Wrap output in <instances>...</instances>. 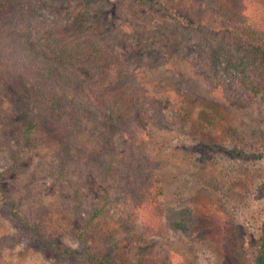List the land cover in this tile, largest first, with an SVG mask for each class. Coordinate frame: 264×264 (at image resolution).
<instances>
[{"label": "rangeland", "instance_id": "obj_1", "mask_svg": "<svg viewBox=\"0 0 264 264\" xmlns=\"http://www.w3.org/2000/svg\"><path fill=\"white\" fill-rule=\"evenodd\" d=\"M19 10L18 15L0 14V28L32 24L48 37H85L113 45L122 55L118 70L131 74L130 79L142 82L149 92L145 124L136 135L151 160L153 184L165 215L157 236L146 235L137 222L130 223L133 234L150 249L140 263L257 264L259 242L264 241V84L258 93L238 84H220L188 60L195 46L193 28L203 25L211 34L219 21L189 9L184 0H20ZM230 40L241 47L234 37ZM238 61L234 57L231 64ZM222 66L231 74L240 72L226 61ZM167 88L181 97L187 112L195 104L219 110L221 132L211 136L190 119L175 115L166 106ZM11 100L0 92V192L5 197L0 201V244L22 234L12 202L36 228L33 234L23 233L14 248L2 249L0 264H80L67 255L61 261L52 258L40 238L77 257L97 249V238L110 232L118 240L112 256L121 264H132V242L123 228L129 223L128 207L119 203L108 208L98 230H88L82 243L73 235L81 227L79 205L53 173L67 145L69 173L80 186L82 209L106 196L127 200L115 187L106 194V182L97 169L114 156L111 182L123 179L119 161L126 140L118 127L95 128L86 122L69 138L61 122L40 125L36 146L20 148V159L10 169L8 154L20 139ZM32 117L34 121L39 117L37 104Z\"/></svg>", "mask_w": 264, "mask_h": 264}, {"label": "trees", "instance_id": "obj_2", "mask_svg": "<svg viewBox=\"0 0 264 264\" xmlns=\"http://www.w3.org/2000/svg\"><path fill=\"white\" fill-rule=\"evenodd\" d=\"M184 2L189 9L210 14L219 21L218 28L211 34L203 25L193 28L191 38L195 39V46L188 56L191 65L204 73L209 71L220 84H238L244 90L258 93L264 84V0ZM19 3L20 0H0V14L18 15ZM130 14H134L132 10ZM13 26L0 28V92L11 96L20 136L16 147L8 154L12 164L10 169L15 168L20 159V148L36 146L35 131L40 125L52 127L61 122L69 138L80 133L86 122L95 128L118 127L126 140L124 158L119 161L123 179L111 182L117 162L114 156L99 163L97 169L106 182V194L115 187L126 195L127 200L118 197L109 200L106 196L98 204L82 209L80 186L72 182L69 173L67 145L59 153L53 173L56 182L79 205L76 211L82 216L81 227L74 230L73 235L82 243H86L88 230H98L108 208L119 203L128 207L129 223L123 228L132 242L129 259L132 264H141L150 249L133 234L131 224L137 222L146 235L157 236L162 231V216L165 215L153 184L151 160L138 144L136 135L145 124L149 92L142 82L131 80V74L118 70L123 66L122 55L113 45L106 46L85 37H48L36 31L32 24L26 28ZM224 36L227 43L222 41ZM231 37L238 40L241 47L235 46ZM232 57L239 61L231 64ZM224 61L233 70L240 71L238 75L223 68ZM165 94L166 106L175 115L190 119L211 136L221 132V112L214 106L195 104L187 112L183 100L172 88H167ZM36 104L39 117L34 121L32 113ZM227 153L237 155L234 151ZM0 195V201L5 199L1 192ZM11 209L19 220L22 234L26 235L27 231L33 234L35 224L23 217L15 202L11 203ZM22 234L2 241L0 253L2 249L14 248ZM97 240V249L77 257L68 248L58 247L49 239L40 238V245L52 258L60 261L62 255H67L80 264H121L112 256L118 247L117 237L110 232ZM259 243L257 264H264V241Z\"/></svg>", "mask_w": 264, "mask_h": 264}]
</instances>
